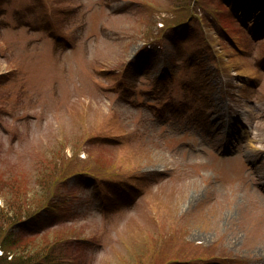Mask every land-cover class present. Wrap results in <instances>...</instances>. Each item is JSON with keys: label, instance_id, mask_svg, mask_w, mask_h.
<instances>
[{"label": "rangeland", "instance_id": "1", "mask_svg": "<svg viewBox=\"0 0 264 264\" xmlns=\"http://www.w3.org/2000/svg\"><path fill=\"white\" fill-rule=\"evenodd\" d=\"M230 7L0 0V213L57 205L11 249L264 264V0Z\"/></svg>", "mask_w": 264, "mask_h": 264}, {"label": "trees", "instance_id": "2", "mask_svg": "<svg viewBox=\"0 0 264 264\" xmlns=\"http://www.w3.org/2000/svg\"><path fill=\"white\" fill-rule=\"evenodd\" d=\"M50 199L51 196H48L39 208L28 209L21 215L0 213V248L4 249L0 255V264H56V250L51 247L29 252L11 249L21 242L20 238H14L15 227L24 223L29 225L34 221H43L44 217L51 216L56 211L57 205H54L53 200ZM4 215L6 216L3 217Z\"/></svg>", "mask_w": 264, "mask_h": 264}]
</instances>
